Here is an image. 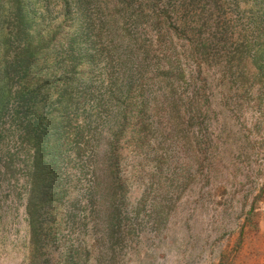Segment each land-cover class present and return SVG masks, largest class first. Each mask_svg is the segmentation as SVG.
<instances>
[{
  "label": "rangeland",
  "instance_id": "obj_1",
  "mask_svg": "<svg viewBox=\"0 0 264 264\" xmlns=\"http://www.w3.org/2000/svg\"><path fill=\"white\" fill-rule=\"evenodd\" d=\"M0 264H264V0H0Z\"/></svg>",
  "mask_w": 264,
  "mask_h": 264
},
{
  "label": "trees",
  "instance_id": "obj_2",
  "mask_svg": "<svg viewBox=\"0 0 264 264\" xmlns=\"http://www.w3.org/2000/svg\"><path fill=\"white\" fill-rule=\"evenodd\" d=\"M27 49L25 48V51H26Z\"/></svg>",
  "mask_w": 264,
  "mask_h": 264
}]
</instances>
